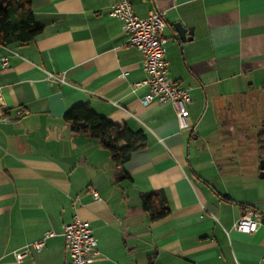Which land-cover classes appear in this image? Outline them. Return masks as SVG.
I'll return each instance as SVG.
<instances>
[{
	"label": "crops",
	"instance_id": "obj_1",
	"mask_svg": "<svg viewBox=\"0 0 264 264\" xmlns=\"http://www.w3.org/2000/svg\"><path fill=\"white\" fill-rule=\"evenodd\" d=\"M115 2L31 0L42 32L0 43V264H69L63 232L75 217L97 240L92 264H260L264 0H131L140 17L164 14L168 77L191 95L184 129L173 104L141 103L148 86L132 85L146 76L144 57L110 15ZM177 22L192 39L178 37ZM80 103L141 131L146 145L115 163L64 121ZM153 191L170 207L155 221L141 198ZM247 207L263 219L251 233L234 227Z\"/></svg>",
	"mask_w": 264,
	"mask_h": 264
},
{
	"label": "built area",
	"instance_id": "obj_2",
	"mask_svg": "<svg viewBox=\"0 0 264 264\" xmlns=\"http://www.w3.org/2000/svg\"><path fill=\"white\" fill-rule=\"evenodd\" d=\"M110 15L122 22L123 29L128 33V44L137 47L143 54V66L146 73L138 85H147L149 92L141 99L143 105H148L153 101L158 104L171 103L175 107L178 115L179 126L184 129L189 127L188 117L190 116L189 104L191 95L187 88L182 87L180 81L168 77V61L165 57L166 42L163 36L165 26L164 14L161 11H151L147 17L138 16L133 9L131 0H116L112 6ZM0 62L7 64L6 58H1ZM50 78L59 82L65 81L64 75L49 73ZM21 113V111H18ZM94 196L100 194L94 191ZM263 219L256 211L247 207L243 215L234 224V227L245 233L257 230ZM53 231H46L43 237L26 246L16 253L20 261L32 249L40 250L46 239L53 236ZM63 235L65 237L66 248L69 253V264H92L99 252L96 248L97 240L93 234V229L87 221L75 217L73 221L64 226ZM264 264V254L261 263Z\"/></svg>",
	"mask_w": 264,
	"mask_h": 264
},
{
	"label": "trees",
	"instance_id": "obj_3",
	"mask_svg": "<svg viewBox=\"0 0 264 264\" xmlns=\"http://www.w3.org/2000/svg\"><path fill=\"white\" fill-rule=\"evenodd\" d=\"M36 22L31 0H0V43L26 44L42 32ZM64 121L73 133H84L110 149L115 163L122 165L134 150L146 145L141 131H132L125 123H115L97 113L89 103L70 107L64 113ZM124 175L125 171L122 169ZM143 210L152 221L165 217L170 207L162 191L141 195Z\"/></svg>",
	"mask_w": 264,
	"mask_h": 264
},
{
	"label": "water",
	"instance_id": "obj_4",
	"mask_svg": "<svg viewBox=\"0 0 264 264\" xmlns=\"http://www.w3.org/2000/svg\"><path fill=\"white\" fill-rule=\"evenodd\" d=\"M175 28H176V31L178 33V37L182 41H185L187 39L188 40L192 39V37L190 36L193 34V28L192 27L186 28L181 23L177 22L175 24ZM188 34H189V36H188ZM260 176L264 177V159H261V162H260Z\"/></svg>",
	"mask_w": 264,
	"mask_h": 264
},
{
	"label": "rangeland",
	"instance_id": "obj_5",
	"mask_svg": "<svg viewBox=\"0 0 264 264\" xmlns=\"http://www.w3.org/2000/svg\"><path fill=\"white\" fill-rule=\"evenodd\" d=\"M250 110V106L248 107V111ZM249 116V115H248ZM262 133V135L264 134V131L263 132H261ZM260 162H261V160H260ZM260 164V163H259Z\"/></svg>",
	"mask_w": 264,
	"mask_h": 264
}]
</instances>
